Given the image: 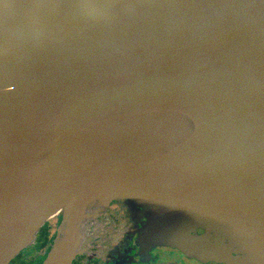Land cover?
<instances>
[{"label": "water", "instance_id": "water-1", "mask_svg": "<svg viewBox=\"0 0 264 264\" xmlns=\"http://www.w3.org/2000/svg\"><path fill=\"white\" fill-rule=\"evenodd\" d=\"M167 112L192 130L143 155L179 135ZM49 124L28 149L56 146L0 218V264L58 215L40 264H74L118 199L188 249L196 226L264 229V0H0V164Z\"/></svg>", "mask_w": 264, "mask_h": 264}, {"label": "flooded vegetation", "instance_id": "flooded-vegetation-1", "mask_svg": "<svg viewBox=\"0 0 264 264\" xmlns=\"http://www.w3.org/2000/svg\"><path fill=\"white\" fill-rule=\"evenodd\" d=\"M62 219L58 215L40 228L30 251L24 249L11 264H40L50 249ZM104 229L74 264H246L248 252L264 249V231L246 228L236 233L196 226L187 250L156 239L151 216L140 206L114 200L103 215ZM136 223V224H135ZM134 224V225H133ZM16 259V260H15Z\"/></svg>", "mask_w": 264, "mask_h": 264}, {"label": "bare ground", "instance_id": "bare-ground-1", "mask_svg": "<svg viewBox=\"0 0 264 264\" xmlns=\"http://www.w3.org/2000/svg\"><path fill=\"white\" fill-rule=\"evenodd\" d=\"M162 116L178 127L179 135L171 137L149 150L143 151V155L145 156L163 153L165 149L174 146L179 141L177 139L179 136L189 134V131L193 128V124L185 114L167 112L162 114ZM52 126L49 124L46 127H35L34 131L25 135L27 140L29 139L25 146L17 148L14 152L10 153L0 164V218L7 214L18 195L22 193L23 188L35 178L48 161L52 148L56 144L51 143L44 148L36 146L33 147V150H29L28 147L32 142V138L47 136ZM127 127L136 128L133 124H129ZM91 129L96 131L95 128Z\"/></svg>", "mask_w": 264, "mask_h": 264}, {"label": "rangeland", "instance_id": "rangeland-1", "mask_svg": "<svg viewBox=\"0 0 264 264\" xmlns=\"http://www.w3.org/2000/svg\"><path fill=\"white\" fill-rule=\"evenodd\" d=\"M120 202H124V204H128V201L127 200H123V199H118ZM132 205H134V206H138V205H136L134 202H132ZM107 210V209H106ZM54 218H56V217H53V218H51V219H54ZM136 224V223H135ZM134 225V224H133ZM246 227H248V228H250V229H252L253 227H251V226H246ZM259 231H264V229H260V228H257ZM188 241H193V238H192V236L191 237H189V239H188ZM187 241V242H188ZM33 244H35V242H33L30 246H28L27 248H26V250L25 251H30L31 249H32V245ZM187 250H189L188 248H187ZM16 260V259H15ZM11 264V263H10Z\"/></svg>", "mask_w": 264, "mask_h": 264}]
</instances>
